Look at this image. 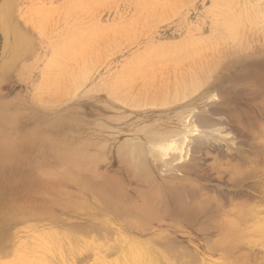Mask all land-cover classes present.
<instances>
[{
    "label": "rangeland",
    "instance_id": "obj_1",
    "mask_svg": "<svg viewBox=\"0 0 264 264\" xmlns=\"http://www.w3.org/2000/svg\"><path fill=\"white\" fill-rule=\"evenodd\" d=\"M263 27L264 0H0V264H37L38 260V264H107L120 256L128 245L101 253L98 242L116 234L94 230L87 235L89 230H81L86 220L77 215H5L15 200L43 196L51 189L46 187L50 179L67 178L71 191L82 190L84 184L106 185L107 180L133 188L118 159L140 140L135 130L157 119L171 121L185 139L181 150L166 155L141 140L148 156L158 150L154 154L159 165L152 171L156 178L161 177L159 172L174 185L203 183L200 178L178 177L191 165L180 166L198 156L201 173L209 172L212 179L201 190L207 192V196L201 192L205 198L223 202L226 209L239 200L251 201L262 211L264 116L258 106L264 103L260 94L264 81H254L247 70L255 68L251 63L255 55L250 54L258 49L264 53ZM208 65L214 66L210 72ZM85 137L90 139L88 147ZM237 151L251 160L241 161L247 179L240 192L238 186L221 185L216 175L237 163ZM214 161L222 162L215 168ZM249 167L258 170L261 190L258 182L255 191L250 187ZM172 168L179 170L174 173ZM263 213L258 215L261 221ZM180 217L164 220L160 239L178 237L173 253L180 252L182 259L200 260L194 264H264V235L251 228L255 223L249 216L241 218L249 221L247 226L241 220L246 225L245 231L241 228L244 235L234 234L227 249L213 247L225 235L224 228H211L216 219L210 223L203 214L188 213Z\"/></svg>",
    "mask_w": 264,
    "mask_h": 264
},
{
    "label": "bare ground",
    "instance_id": "obj_2",
    "mask_svg": "<svg viewBox=\"0 0 264 264\" xmlns=\"http://www.w3.org/2000/svg\"><path fill=\"white\" fill-rule=\"evenodd\" d=\"M247 11H249V10H247ZM252 11H253V9H252ZM260 19L262 21L263 18L260 17L259 20ZM245 20H246V18H245ZM251 22H252V20H251ZM261 24H263V23H261ZM259 27H260V25H259ZM246 44H248V43H246ZM261 45H262V43H261ZM199 47H200V45H199ZM203 54H204V52H203ZM250 55H255V59H254L255 61H251V63L254 62L253 64H255V68L250 69V70H247V75L249 77H251L254 81H258L259 83H262L264 81V53L261 52V49H258L257 51L253 52ZM248 56H249V54H248ZM218 59H220V58H218ZM212 60H213V58H212ZM187 61H188V59H187ZM220 61H222V60H220ZM138 62H140V61H138ZM216 63H218V62L216 61ZM47 66H49V65H47ZM188 66H190V65H188ZM207 67H209V65ZM210 67H214V66H211L210 65ZM210 67H209V72H210ZM197 70H195V71H197ZM192 71H193V69H192ZM213 72H214V69H213ZM191 73H189V74L191 75ZM199 73H200V71H199ZM197 74H198V72H197ZM208 74H210V73H208ZM44 75H46V74H44ZM186 75H184V76H186ZM193 75H195V74H193ZM47 76H48V74H47ZM195 77H197V76H195ZM205 77L203 76V78H205ZM198 79H199V76H198ZM198 79L197 80L194 79V80L195 81H199ZM240 79H242V78H240ZM201 82L199 81V83H201ZM211 83H213V82H211ZM130 85H132V84H130ZM195 86H197V88H198V85H195ZM261 86L263 87V84H261ZM261 86H260V88H262ZM183 87H185V86H183ZM186 88H187V86H186ZM159 89H160V87H159ZM169 89L171 90L170 87H169ZM180 89L181 88H179V91H180ZM193 89H195V88H193ZM161 90H163V89L161 88ZM177 90L175 91L176 92V95H178L177 94L178 93ZM116 91H118V90L116 89ZM185 91H182V93H180V92L179 93L182 94V96H183V93H184V96H185L186 93L188 94L187 91H189V90H187L186 93H185ZM136 92H137V90H136ZM124 93H126V92H124ZM260 94L262 95V97L264 96V88L261 89ZM178 96L180 97V95H178ZM176 97H175V100H176ZM253 97H255V96H253ZM151 98H152V96H151ZM43 100H45V99H43ZM127 100H129V99H127ZM120 101H122V100H120ZM38 103H40V102H38ZM129 103H131V101ZM258 107H259L258 109H260L259 110L260 111V114L262 116H264V103H263V107H260V106H258ZM163 120H158L157 119V120H154V121L149 122V123H145L144 122V124L142 126H140V128L138 130H135L137 132V134H139L141 136V138H139L140 140L137 141V139H136L131 145H130V142H129L128 144L130 146H128V149L124 152L123 155H121L119 157L120 159H118L120 165H123V169H124L126 175L128 176V180L131 179L133 181V182L130 183V185L131 184H134L133 185L134 187L132 186L133 188H131L130 186L127 185L130 188L129 189H124V187H123L122 184H119L118 182L116 183L115 181H113V183H112V182H109V180H107V183L108 184H106V185H104L102 183L101 184H97L96 183V184H93V185L84 184V188L82 190H79V189L75 188V191H71V190L67 189V186L68 185H72L71 182L67 178H65V179H62V178L60 179L59 178L58 180H51L50 179V180L47 181L46 187H47V185L49 187L51 186V189H49V191L45 192V194L43 196H38V198L35 197V198L31 199V200H26L25 198H27V197H23V198H19V199L15 200L7 208L8 210H7V214L5 216L14 217V216H17V215L22 214V215H34L36 217H45V216H50V215L53 216V215H57V214H60V213H64V214H72V215H77L79 217H82L83 219L86 220L85 221V224L86 225H85V227H83V229L81 228V230H85V229L86 230H89V232H88L87 235H91L90 233L93 232L94 230H96L97 232L100 231L99 234H102V235H103V233L110 234L112 232L116 234L114 236V238H112V239L107 236L108 238H110L108 240L104 239V238H106V236H105L103 238L104 239V242L102 241L103 243H101V244H100L101 241L98 242V246L100 247L99 250H100L101 253H102V250L101 249L108 250L109 248H112V249L115 248V247L118 248L120 245H121V248H124L125 247L124 244L128 245V246H126L123 249V251H120L121 253L123 252L120 256H117L114 260H112L111 262H109L107 264H194L196 262H199L200 260L199 261L198 260L195 261L193 259L192 260L191 259L185 260V258L182 259L183 256H182V254L180 252L178 253V251L175 254L173 253L174 252V249L176 248V247L173 248L174 243H176L177 241L179 242V240H177L178 237H173L172 236L173 239L171 241L165 240L167 242H165V241L162 242V240L160 239V237H162V234H163V232L161 230L163 228V225L165 224L164 220L169 219V222L172 221V220H176L177 221V217H180L181 214L183 215L184 213L185 214L188 213L190 215H196V216H198V214H203L204 218H207L206 221H208V222H210V221L212 222L213 219L214 220L216 219L217 221L216 222L213 221L214 222L213 224L210 222L211 225H212L211 228L215 227V229H216V228L222 227V228L225 229V230L223 229L225 231V233H224L225 235L222 236V238H220L217 241L216 246H213V247H217L219 245L220 247H222V249H223V247L227 249V247H229L231 245V238L234 237V234H239V235L240 234H243V233H241V228L243 227V225L246 226L249 221L246 220L247 217L243 218L246 221H244L241 218L244 217V216H246V215L249 216L250 222H252V224L255 223V225H253V227L255 226V228H253V227H251V228L253 230L254 229L257 230V232L254 230L256 232V234L260 232L261 234L264 235V220L261 221V218L262 217L261 218L258 217L259 212H262L264 210L263 209L262 211H260L261 208L260 209L258 208V206H260V205H257L256 203L250 204L251 201L245 202V203H249L250 202L249 204H245L244 202L242 203L240 200H239V202H236L235 203L234 202V199H233L234 196H229V197H231L233 199L234 205L233 204L231 206L229 205L230 208L226 209L225 208L226 206H225V204L223 202L222 203H220V202L216 203L214 201L212 202L209 199V196L207 198H205V196H207V194H206L207 192H203L201 190L204 189V187L206 185H208L205 182L206 181H209L211 179V177H210L209 172L207 174H205L204 172L201 173L200 167H198V165L196 164V160L199 158L198 156H191V158H190V160L188 162H184V164H182L180 166V169H182V167H184L185 164H187V167L189 166L188 164L191 165L190 166V169H188L186 171H184L186 168L184 170H181L182 174L181 175L179 174L178 177H182L183 179H185V178H192V177H194L196 179L197 178H200L203 183H199L198 185L197 184L196 185H192V184L184 183V182L181 181L180 183H175V185H174V183L171 184V183H167L165 181L166 179L164 177L166 175L165 176L164 175L162 176L163 173L157 172L159 175H161L160 178H156L153 175V172H152L153 169L155 167L157 168V165H159V164H157L158 162L156 161V158H155L156 155L154 154V152L156 153V151L158 152V150H159V152H161L160 154L166 155L168 153V151H170L172 149L179 148V150H181V145L184 143V139H185V134H184V132L182 130H180L178 128L176 129L175 128V125L173 126V123L171 121H163ZM180 120H182V119L179 118V121ZM232 121H233V119H232ZM181 122H183V121H180L179 123H181ZM170 123L172 124V127L170 126ZM190 123L192 125V122H190ZM182 124L183 123H181V125ZM236 124H237V121H236ZM240 125H241V123H240ZM240 125L238 124V127H240ZM261 128H260V131L262 130V132H263L264 129H261ZM255 133H257V135L259 134L258 131L255 132ZM258 137L259 136L254 137V138L252 137V138H253V140L255 138H257V139H255V141H256V140H258ZM142 139H144V140H146V142L150 143L151 146H153V149H154V147L155 148H158V150L156 149V150H153L152 151L153 152L152 153V156H151V154H150V156H148V154H147L148 150H145V148L143 147L144 145L141 142ZM132 141H133V139H132ZM89 142H90V139L88 137H85L84 138V146L88 147L87 145H89ZM201 143L200 144L198 143L200 145L198 147H201ZM214 143H216V142H214ZM254 145H256V143H254ZM211 148H212V146H211ZM213 149H214V147H213ZM205 150L207 151V149H205ZM199 151L201 152V150H198V152ZM213 151L211 150V152H213ZM217 151H219V150H217ZM195 152H196V150H195ZM202 152L204 154V151H202ZM158 154H157V157L161 156V155L158 156ZM203 154H202V156H203ZM208 154H209V152H208ZM208 154H206V155H208ZM220 154H216V155H219L220 156ZM216 155H215V157H216ZM248 156L249 155H247V157ZM215 157L213 159H215ZM235 157L238 158L237 163L236 162H235V164L233 163V165H231L230 168H227V170H225V171L224 170H222V171L221 170H217L216 171V169H215V171L217 173L216 175L218 176V178L219 179L220 178L222 179L221 185L223 184L224 186L225 185H227V186L228 185L238 186L237 192H240L241 191V189L239 188L240 184L242 183V181L244 179L245 180L247 179V175L244 176V174L247 172V170L245 169L244 166H242L245 163L243 164V163H241V161H244V159H246V162L247 161L250 162L251 160H249L250 156H249V158H247L246 155L243 156V154H241V151L240 152L237 151V155ZM223 158L226 159L225 156ZM224 159L222 161H224ZM251 159H252V157H251ZM160 160H161V158H160ZM227 160H228L227 161V163H228L230 161V159L227 158ZM215 161H216V159H215ZM215 161H214V163L212 165H214L215 163L216 164H219V163L221 164V162H222V161L221 162H219V161L218 162H215ZM248 162H247V164H249ZM253 162H254V160H253ZM203 163H205V161ZM216 164L214 165V167L215 166H218ZM229 164H231V163H229ZM255 164H256V162H254V166L253 167H255ZM212 165H211V167L213 168ZM257 166H259V165H257ZM227 167H229V165ZM259 167L261 168V166H259ZM259 167H257V168H259ZM173 168H175V167H173ZM173 168H172V170H174ZM249 168H251V167H249ZM249 168H247V169H249ZM165 169H166V171L169 170V168H165ZM217 169H218V167H217ZM220 169H222V168L220 167ZM254 169L251 168L249 170L250 173H251V175H250V173L248 174V175L251 176V177L249 176V178L252 179V177H253V181L252 180L249 181V183L250 182H253L252 184H250V187L254 188V190L252 189L253 191H255V189H258L257 188V185H259V183L264 180V179L262 181L257 180V177L258 176H257L256 173H257L258 170L256 171V168H254ZM175 170L173 171L174 173H175ZM178 170H176V171H178ZM209 170H210V167H209ZM213 170H214V168H213ZM163 172H165V171H163ZM170 172H172V171H170ZM165 174H166V172H165ZM263 175L264 174H262V176ZM169 176H171V174ZM178 177H177V179H178ZM260 177H261V175H260ZM169 180H171V179L169 178ZM256 183H257V185H256ZM211 184H213V183H211ZM124 185H126V184H124ZM56 186L59 187V190L57 192H55V187ZM141 186H144L145 188H143ZM176 186L179 189L176 188ZM259 186H260V190H261V187L262 186L261 185H259ZM140 188H142V189H140ZM262 188H264V187H262ZM177 189H178V191H177ZM201 192L205 193V196H204V194L202 195ZM241 195H240V197H241ZM252 195L253 196H256L254 194H252ZM229 197H227V198L231 201V199ZM244 199H246V198H244ZM249 199H251V198H249ZM217 200H219V199H217ZM257 202L258 203H262V202H259V201H257ZM231 203H232V201H231ZM185 216H187V215H185ZM230 217H232V218H230ZM263 218H264V216H263ZM180 219H182V218L180 217ZM241 220L243 222H246L245 223L246 225L243 224V222H241ZM252 224L250 226H252ZM49 229H51V228H49ZM125 230L126 231H130L131 234H129V235L128 234H125L126 233ZM242 230H244V229L242 228ZM96 231H95V233H96ZM101 231L103 233H101ZM86 232L85 231H82V233H86ZM180 236H182V235H180ZM100 238H102V237L100 236ZM100 238H99V240H100ZM90 239L91 238H89V240ZM93 239L94 238H92V240ZM92 240H90V241H92ZM95 241L93 243L95 244L94 246L96 248V245L97 244H96ZM188 241H187V243H188ZM215 243H216V241H215ZM215 243H213V244H215ZM90 245H91V243H90ZM117 245H119V246H117ZM78 246L80 247L81 244H78ZM74 247H76V246H74ZM88 247H90V246H88ZM160 247H162L164 250L162 251L160 249ZM104 248H106V249H104ZM112 249H109V250H112ZM114 251H116V250H114ZM185 251L186 250L184 249V252ZM181 252H183V251H181ZM103 253L104 254H107L105 252H103ZM109 253H110V251H109ZM171 253H173V254L171 255ZM167 254H170L173 257L172 258L173 260H169L168 257L170 255L167 256ZM185 257H187V256L185 255ZM38 258H39V256H38ZM42 258H44V257H42ZM33 260L35 261V259H33ZM189 260L191 262L192 261H195V262L189 263L190 262ZM32 263H34V262H32ZM36 263L38 264V263H40V261L38 260V262H36ZM86 264H88V263H86Z\"/></svg>",
    "mask_w": 264,
    "mask_h": 264
}]
</instances>
